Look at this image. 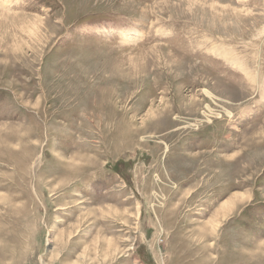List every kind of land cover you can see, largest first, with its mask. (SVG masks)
<instances>
[{
    "label": "rangeland",
    "instance_id": "374dc122",
    "mask_svg": "<svg viewBox=\"0 0 264 264\" xmlns=\"http://www.w3.org/2000/svg\"><path fill=\"white\" fill-rule=\"evenodd\" d=\"M0 264H264V0H0Z\"/></svg>",
    "mask_w": 264,
    "mask_h": 264
},
{
    "label": "bare ground",
    "instance_id": "6f19581e",
    "mask_svg": "<svg viewBox=\"0 0 264 264\" xmlns=\"http://www.w3.org/2000/svg\"><path fill=\"white\" fill-rule=\"evenodd\" d=\"M203 95L206 97V98H208V99H210V100H212L213 99V95L211 94V93H209V92H207V91H203ZM231 99V98H230ZM191 104V103H190ZM206 110H208V107L206 106ZM210 110V109H209ZM190 111H192V109L190 110ZM203 115H205V112H203ZM209 115H211V114H209ZM207 116V115H206ZM210 118V117H209ZM193 126H195V125H193ZM194 160V159H193ZM196 161V160H195Z\"/></svg>",
    "mask_w": 264,
    "mask_h": 264
}]
</instances>
